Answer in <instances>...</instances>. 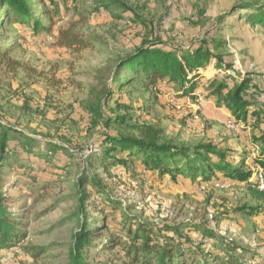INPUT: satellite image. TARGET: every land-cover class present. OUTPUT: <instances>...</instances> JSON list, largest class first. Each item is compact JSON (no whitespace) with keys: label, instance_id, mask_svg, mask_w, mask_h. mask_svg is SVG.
Listing matches in <instances>:
<instances>
[{"label":"rangeland","instance_id":"rangeland-1","mask_svg":"<svg viewBox=\"0 0 264 264\" xmlns=\"http://www.w3.org/2000/svg\"><path fill=\"white\" fill-rule=\"evenodd\" d=\"M243 1L252 0H123L128 7L144 11L148 21L144 27L131 23L121 10L114 11L120 15L117 19L107 11H100L94 0H55L54 7L44 0L40 8L49 10L52 24L42 14L37 18H41L47 30L33 34L18 21L5 25L0 46H10V58L18 63L0 67L1 123L39 139L56 132L64 134L69 140L67 146L81 164L82 154L96 149L98 142L80 103L91 88L100 85V80L113 82L110 65L113 66L115 58L131 52L149 33L176 46L195 44L206 34L225 38L226 46L221 51L235 75L242 78L249 75L264 92V28L246 19L253 9L232 11ZM255 1L264 5V0ZM66 29L90 46L77 51L60 45V32ZM229 72L208 66L203 72L207 81L195 90V99L175 97L176 86L167 83L143 90L135 82L128 89L129 95L134 106L147 105L144 120L159 126L165 137L179 144L212 141L238 152L245 150L254 157L259 148L251 143L252 135L263 134V126L253 130V120L247 127L236 123L226 108L218 107L215 99L208 97L207 82ZM129 76L131 73L124 69L119 78ZM232 79L233 76L228 79L230 84ZM256 102L264 106L261 97ZM63 159L61 154L55 161ZM238 160L236 157L235 162ZM76 165L56 172L35 163L37 169L32 174L44 178L47 184L42 190L30 189L28 178L15 175L10 167L0 169L4 207L26 233L19 246L0 247V264H69V249L80 216L75 182L81 171ZM248 166L256 168L251 161ZM51 176L55 181L50 180ZM255 176L250 180H257ZM102 178L110 185L114 200L122 206L131 204V213L141 220L174 226L182 239L188 238L189 243L203 252L216 251L219 246L215 242L219 241L226 246L234 245L236 254L246 264H264V219L238 211L242 206L258 204L246 183L219 180L193 187L192 181L171 183L164 179L162 183H154L142 177L132 180L124 172L114 177L103 174ZM85 210L90 218L100 216L91 203H86ZM203 230L212 232L216 238L205 246L201 243ZM194 256L198 259L199 254ZM120 257L117 251L96 254L92 248L88 262L96 258L115 262ZM191 258L188 257L189 262Z\"/></svg>","mask_w":264,"mask_h":264},{"label":"trees","instance_id":"trees-1","mask_svg":"<svg viewBox=\"0 0 264 264\" xmlns=\"http://www.w3.org/2000/svg\"><path fill=\"white\" fill-rule=\"evenodd\" d=\"M43 1L0 0V40L3 39L6 23L18 21L33 34L47 30L41 18H37L42 14L52 24L49 10L40 8ZM46 1L52 7L56 5L55 0ZM94 4L97 9L111 13L116 19L120 15L114 11L121 10L131 23L148 26L144 11L128 7L123 0H94ZM234 8L253 9V14L246 19L264 28V5L252 0L235 5L232 11ZM60 33V45L77 51L90 46L72 30L66 29ZM150 35L131 52L115 58L113 66L110 65L113 70L111 80H117L115 84L100 80V85L91 88L86 99L80 103V108L90 121L89 128L95 131V142H98L96 149L90 148L88 154H82L81 164L77 163L76 154L67 146L69 140L64 134L56 132L39 139L12 125L2 124L0 118V169L10 167L15 175L23 174L28 178L30 189L42 190L47 184L44 178L32 174L37 169L35 163H41L43 169L49 166L56 172L67 170L68 165H78L81 172L75 185L80 216L69 249V264H116V261L119 264H246L236 254L234 245L226 246L216 241L218 252H203L200 247L189 243L188 238L182 239L174 226L166 222L158 225L141 220L137 214L131 213V204L122 206L121 202L114 200L110 185L102 178L103 174L114 177L124 172L132 180L142 177L154 183H162L164 179L171 183L192 181L193 187L202 182L219 180L246 183L258 204L255 207L242 206L238 211L264 219V189L258 187L256 180H250L254 174L264 179V133L252 135L251 143L259 148L254 157L245 150L238 152L212 141L179 144L165 137L159 126L144 120L147 105L134 106L128 89L135 82H139L143 90L155 89L159 84L167 83L176 86L175 97L195 99V90L203 81H207L203 72L208 66L212 65L224 73L229 70L226 76L207 82L208 97L215 99L218 107L226 108L236 123L247 127L253 120V130L261 126L264 129V106L256 102L258 96L264 100V92L249 75L243 78L235 75L232 64L227 62L221 51L226 46L225 38L206 34L195 44L176 46L163 42L159 36ZM11 51L10 46H0V67L18 63L10 58ZM124 69L131 76L121 79L119 75ZM232 76L230 84L228 79ZM122 96H126V99L123 100ZM61 154L65 159L56 162L55 158L59 159ZM236 157L239 158L238 162H235ZM249 161L255 169L248 166ZM50 180L55 181V178L51 176ZM1 183L0 180V188ZM3 200L0 193V247L19 246L26 233L6 211ZM86 203H91L96 215L100 216L90 218L85 210ZM212 239H216L212 232L202 231L203 246L212 243ZM92 248L96 254L117 251L121 257L115 262L98 258L88 262ZM35 249L42 250L39 247ZM194 254H199L198 259ZM188 257L195 260L191 258L189 262Z\"/></svg>","mask_w":264,"mask_h":264},{"label":"built area","instance_id":"built-area-1","mask_svg":"<svg viewBox=\"0 0 264 264\" xmlns=\"http://www.w3.org/2000/svg\"><path fill=\"white\" fill-rule=\"evenodd\" d=\"M256 179H257L256 181H257L258 187L261 189H264V179L262 178V176L259 175Z\"/></svg>","mask_w":264,"mask_h":264}]
</instances>
